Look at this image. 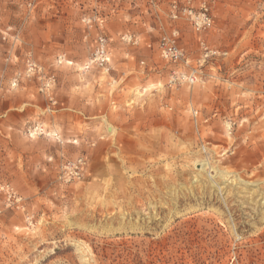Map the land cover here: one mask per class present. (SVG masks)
<instances>
[{
	"label": "rangeland",
	"instance_id": "1",
	"mask_svg": "<svg viewBox=\"0 0 264 264\" xmlns=\"http://www.w3.org/2000/svg\"><path fill=\"white\" fill-rule=\"evenodd\" d=\"M184 1L0 0V264H264V0H193L202 33ZM101 34L109 71H85Z\"/></svg>",
	"mask_w": 264,
	"mask_h": 264
},
{
	"label": "built area",
	"instance_id": "2",
	"mask_svg": "<svg viewBox=\"0 0 264 264\" xmlns=\"http://www.w3.org/2000/svg\"><path fill=\"white\" fill-rule=\"evenodd\" d=\"M170 17L173 21L186 20L190 22L193 29L197 33H202L208 30H211L214 26V20L211 15L210 8L206 2L201 4L199 11L193 8V0H185L183 3L178 4L174 2L171 5ZM124 40H127L129 43H137L136 39L133 36H126ZM108 37L106 35H99L97 39V45L92 52L89 61L84 66L85 71L91 70L92 67L101 68L105 71H109V66L111 63V55L108 50ZM201 45L204 44L201 43ZM159 48L161 51L162 58L171 64H183L188 65L189 61L185 50L180 45V33L175 30L170 35H163L159 41ZM208 56H212L216 53L213 51H208ZM199 78V70L193 69L190 73L186 74L185 72L174 73L173 77L169 82V86L176 87L180 84H189L195 85ZM198 112L194 111V118L197 119ZM44 131L43 129H39ZM205 151V145L202 146ZM79 164V165H78ZM82 164V161L74 164L71 169L74 175H80L79 166Z\"/></svg>",
	"mask_w": 264,
	"mask_h": 264
},
{
	"label": "crops",
	"instance_id": "3",
	"mask_svg": "<svg viewBox=\"0 0 264 264\" xmlns=\"http://www.w3.org/2000/svg\"><path fill=\"white\" fill-rule=\"evenodd\" d=\"M191 26V28H192V30L194 31V29H193V27H192V25H190ZM175 30H177L176 28H173L172 29V31L170 32V33H172L173 31H175ZM139 41H140V39H139ZM112 43V40H110L109 41V43H108V50H110V44ZM135 60V58L134 59H132V60H130L129 61V63H130V65H132L133 64V61ZM136 61V60H135ZM150 61H151V63H152V60L150 59ZM87 62H88V60L84 63V65L85 64H87ZM94 70H98V68L97 67H92L91 68V70H89V71H94ZM138 70H141V68L140 67H138ZM161 70H163V69H161ZM160 69H155L154 70V72H153V74H151L152 76H151V78L150 79H146V80H143V81H141V86H142V91H143V94L146 92V90H147V88H150L149 86L151 85L150 83H153V84H156L157 82H158V80H159V77H161L162 75H165L166 73H168L167 71H161ZM170 76H171V71H170V73H169V76L167 75V78H166V80H167V86H168V83H169V79H170ZM134 81L132 80V83L130 82V83H127V84H125L124 86H123V90H122V93H124V91L126 90V88L128 87V86H132V85H135V83H133ZM130 84V85H129ZM157 85V84H156ZM136 86V85H135ZM158 86V85H157ZM190 87H191V85H189ZM100 93H101V91H102V88H99V90H98ZM156 95H159V94H156ZM121 98H123V95H122V97ZM69 101V103L67 104V107L65 106V103L63 102V103H61V107H60V109L58 110V112H60V111H63V110H66V109H73V112H81V113H85V115H86V117H90V113H91V109L90 108H92L91 106L89 107L88 105H87V102H88V96H85L84 97V106L81 108L79 105L77 106V105H72L73 103L72 102H75L74 100L72 101V99H68ZM90 100H94V101H96V94H93V95H91L90 96V98H89V102H91ZM103 100H105L104 98H102L101 97V99H100V101H101V103L102 104H100V107L98 108V110H100L101 111V109H102V106H103ZM123 100H124V98H123ZM72 103V104H71ZM136 112L137 113H143V114H145L146 115V117L148 118V123H150L151 124V120L153 119V116L150 114V112H149V110H148V108H144L142 105L141 106H139V107H136ZM100 115V114H99ZM52 116H55V113H53V115ZM54 124H55V121H54ZM110 130H111V128H110ZM107 131H108V127H107ZM102 135V132L101 131H97V132H95L94 134H90V136H88L89 138L90 137H92V139H94V140H99L100 142V149H102V141H101V139H102V137L103 136H101ZM83 170H84V168H83Z\"/></svg>",
	"mask_w": 264,
	"mask_h": 264
},
{
	"label": "bare ground",
	"instance_id": "4",
	"mask_svg": "<svg viewBox=\"0 0 264 264\" xmlns=\"http://www.w3.org/2000/svg\"><path fill=\"white\" fill-rule=\"evenodd\" d=\"M110 133H111V134L113 133V129H112V128H111V130H110ZM222 175L225 176V178L228 177V178L230 179V177L227 176L225 173H222Z\"/></svg>",
	"mask_w": 264,
	"mask_h": 264
}]
</instances>
